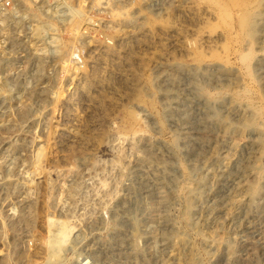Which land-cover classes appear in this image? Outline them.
I'll use <instances>...</instances> for the list:
<instances>
[{
  "label": "rangeland",
  "instance_id": "rangeland-1",
  "mask_svg": "<svg viewBox=\"0 0 264 264\" xmlns=\"http://www.w3.org/2000/svg\"><path fill=\"white\" fill-rule=\"evenodd\" d=\"M258 1L0 0V264H264Z\"/></svg>",
  "mask_w": 264,
  "mask_h": 264
},
{
  "label": "bare ground",
  "instance_id": "bare-ground-1",
  "mask_svg": "<svg viewBox=\"0 0 264 264\" xmlns=\"http://www.w3.org/2000/svg\"><path fill=\"white\" fill-rule=\"evenodd\" d=\"M259 3L258 0H213V6L215 7V9L219 12L220 17L222 16V19L224 18H228L230 17L229 12L231 10V8H236L238 14L235 17V23L237 24V26L239 27L240 30L242 31H250V22H251V14H252V9L253 7L256 5V3ZM231 13V12H230ZM233 14V13H232ZM254 16V14H253ZM234 20V19H233ZM226 22V21H224ZM234 22V21H233ZM234 24V25H236ZM229 25V24H228ZM226 28V27H225ZM228 28V27H227ZM238 34V33H237ZM248 36V35H247ZM240 37V36H238ZM243 39V38H242ZM251 40V39H250ZM227 44V43H225ZM227 46V45H226ZM228 48V47H227ZM251 48V47H250ZM252 49V48H251ZM242 52V51H241ZM253 52V51H252ZM251 50H248L244 53H240L239 54V58L241 60V62L244 64L243 66H245L246 69V74L251 75L250 73V68H249V62L252 55ZM195 53V52H194ZM201 53V52H200ZM202 54V53H201ZM199 53H196V55L194 54V57H196V60L201 63V60L203 59V54L201 55ZM213 55V54H212ZM211 55V56H212ZM216 56V55H215ZM213 57V56H212ZM219 57V56H218ZM214 58V57H213ZM206 60V59H205ZM252 60V59H251ZM204 61V60H203ZM196 62V61H195ZM224 62V61H223ZM197 63V62H196ZM197 63V64H200ZM248 77V76H247ZM25 112V111H24ZM128 116L130 118H134V116L132 115L133 113H128ZM135 119V118H134Z\"/></svg>",
  "mask_w": 264,
  "mask_h": 264
}]
</instances>
